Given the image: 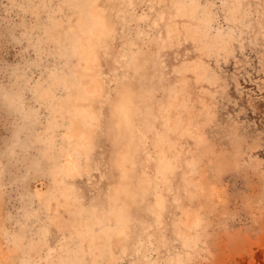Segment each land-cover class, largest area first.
Wrapping results in <instances>:
<instances>
[{"label": "rangeland", "instance_id": "1", "mask_svg": "<svg viewBox=\"0 0 264 264\" xmlns=\"http://www.w3.org/2000/svg\"><path fill=\"white\" fill-rule=\"evenodd\" d=\"M97 2L0 0V264H264L261 0Z\"/></svg>", "mask_w": 264, "mask_h": 264}, {"label": "snow or ice", "instance_id": "2", "mask_svg": "<svg viewBox=\"0 0 264 264\" xmlns=\"http://www.w3.org/2000/svg\"><path fill=\"white\" fill-rule=\"evenodd\" d=\"M261 5L264 6V0H261ZM113 6V0H106L105 3L101 4L100 2L94 3L91 5L92 8L96 9V11L99 13V16L97 17L100 20H105L104 13L108 10L109 7ZM128 7H133V5H127ZM121 8L125 7L124 4L120 5ZM202 7H208L207 5H203ZM144 19V17H141ZM159 24V21H157ZM262 28H264V21H262ZM169 32V39H172L173 32H172V26L169 25L168 28ZM187 81H183V84L185 87H187ZM177 85H173V89H175ZM92 123L89 125L91 129H93V132L91 134L85 133L81 140L83 143L77 144L75 147V150H73L71 147L68 150L67 159L63 164H60V170L62 171V174L64 178L71 182L75 180L76 178L82 177L85 170H87L93 163V153L96 152L97 147L100 148V154H101V163H103V157L107 155V149L104 147L105 145V135L106 129L103 124V117L97 118L94 114L91 117ZM105 169H108V171L105 173V175L101 176V179L108 178L110 181L114 178L113 176V169L119 173V179L121 181L126 180L128 178V169L126 167V160L124 158L115 159L112 161V165L109 166L105 164ZM97 170H100L99 165H97ZM173 169L171 167L164 170L165 175L168 171H172ZM176 203H179V200L175 201ZM157 208L161 209V211L164 209V203L161 201L158 197V204ZM137 215L132 210H127L125 212V221H124V227L120 231V235L125 237V239H131L133 238L135 234V230L132 228V224L134 223V216ZM154 215L157 216V221L159 222L160 216L158 213H154ZM136 223L139 221L136 220ZM163 227V225H160ZM152 237H149V240H151ZM135 247H139L140 245H134ZM138 254V253H137ZM123 264H153L150 260H131L124 261ZM169 264H177V262L172 261L169 262Z\"/></svg>", "mask_w": 264, "mask_h": 264}]
</instances>
